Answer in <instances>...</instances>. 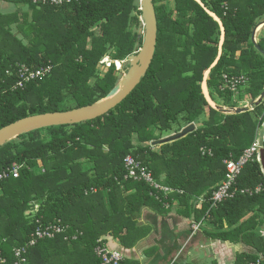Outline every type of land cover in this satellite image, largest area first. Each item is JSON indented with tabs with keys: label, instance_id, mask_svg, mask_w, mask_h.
<instances>
[{
	"label": "trees",
	"instance_id": "obj_1",
	"mask_svg": "<svg viewBox=\"0 0 264 264\" xmlns=\"http://www.w3.org/2000/svg\"><path fill=\"white\" fill-rule=\"evenodd\" d=\"M2 1L16 9L0 11V129L29 115L87 107L107 97L118 83L116 66L99 76L100 61L108 51L113 60H125L142 43L133 32L142 24L140 0ZM154 4L153 61L120 104L95 119L37 128L0 147V173L13 163L22 167L19 177L0 181V258L8 264H15L21 247L24 264H103L96 253L100 243L120 251L121 264H140L126 258L120 246L112 247L108 236L124 248L135 247L153 229L140 222L144 208L194 216L212 227L206 232L212 239L251 248L237 253L234 264L258 259L264 264L261 161L255 157L244 166L233 197L217 207L211 202L226 178L225 160H238L260 142L264 99L243 113L225 114L210 106L202 87L208 72L217 106L237 107L236 93L250 100L261 96L264 29L257 42L253 34L264 20V0ZM22 65L50 71L18 87ZM224 74L245 76L246 82L234 92ZM191 123L196 130L185 137L152 145ZM128 155L174 191L166 198L144 180H126ZM47 226L62 231L31 245L36 230ZM191 230L192 235L200 231L194 233L192 224Z\"/></svg>",
	"mask_w": 264,
	"mask_h": 264
},
{
	"label": "crops",
	"instance_id": "obj_2",
	"mask_svg": "<svg viewBox=\"0 0 264 264\" xmlns=\"http://www.w3.org/2000/svg\"><path fill=\"white\" fill-rule=\"evenodd\" d=\"M0 8L2 12H11L16 9L13 4L2 0H0ZM263 29L264 20L258 24L254 31V41L257 42ZM204 84L208 89L207 83L204 82ZM202 203V197L196 199L198 208L202 207ZM194 221V216L184 217L176 213L175 210L161 215L144 208L140 222L152 225L153 229L150 235L132 248L122 247L115 237L108 236V238L112 247L120 246L126 258L139 261L140 264H170L176 257H180L177 260L182 264H234L237 253L251 249L243 243L234 244L212 239L206 233L207 230H212V227L205 223L204 229L192 235L191 224ZM262 232L264 234V228H262Z\"/></svg>",
	"mask_w": 264,
	"mask_h": 264
},
{
	"label": "water",
	"instance_id": "obj_3",
	"mask_svg": "<svg viewBox=\"0 0 264 264\" xmlns=\"http://www.w3.org/2000/svg\"><path fill=\"white\" fill-rule=\"evenodd\" d=\"M140 5V9L142 11L141 18L145 26L143 44L138 53L131 54L128 57L130 61V67L126 75L121 80L120 84L115 86L107 95V97L103 99L109 98L112 95L113 97L108 102L103 103L100 106L96 105H98L102 99L87 107L70 109L66 111L33 114L18 119L0 129V147L17 138L20 134L35 130L37 128L61 124L80 123L103 116L120 104L137 87L141 80L146 76L151 66L156 52L158 40V20L154 0H140ZM254 35L255 32L253 34V38ZM257 48L259 49L260 47L257 46ZM120 85H122V89L118 90ZM263 99L264 91L257 100H252L247 106L238 108L216 106L215 108L225 114H238L251 109L254 105L260 104ZM194 130H196V125L195 123H191L179 132L158 140H154L152 145L157 146L176 141L185 137ZM259 140L261 165L264 171V125L261 129Z\"/></svg>",
	"mask_w": 264,
	"mask_h": 264
},
{
	"label": "built area",
	"instance_id": "obj_4",
	"mask_svg": "<svg viewBox=\"0 0 264 264\" xmlns=\"http://www.w3.org/2000/svg\"><path fill=\"white\" fill-rule=\"evenodd\" d=\"M61 2V0H58ZM104 57L100 61V65H104L107 67H110L112 63L116 64V68L118 70H121L123 60H114L113 62H108L105 60ZM50 71V67L44 69H36L31 70L28 66L22 65L20 67L19 73L20 77L18 82L16 83V86L18 87H24L25 84L28 82L43 77ZM224 82L226 84H229L230 89L234 92H237L238 86L243 85L246 82L245 76H228L227 74H224ZM208 149V148H207ZM206 148H202V151L204 153L209 152L211 153L212 150ZM258 161H261V155H260V144L259 142H255L253 145H251L249 148L245 150V152L241 155V157L238 160L234 159H226V178L223 180V182L219 185V187L213 191L211 202L213 207H217L221 202L226 200L227 198L233 197L235 195V191H231L234 184L237 182V178L241 174L244 166L249 162L254 160V158ZM125 168L126 172L124 174V178L127 179H135V180H144L150 184H152L156 189L157 193L162 192L165 197L167 198L169 193L173 192L174 189L165 185H162L158 183L153 176V173L151 170H149L146 166H144L140 161L136 160L135 157L132 155H128L125 158ZM21 165L17 163H13L12 166H10L8 169L4 170L0 173V181L5 180L11 176L17 178L20 175L21 171ZM256 191H260V187L256 189ZM242 192H251L249 190H242ZM166 206L168 207L169 204L167 203ZM203 226V222H197L194 221L192 223L193 232H197L201 230ZM62 228L58 226H47L43 229L38 228L36 232L33 234V239L31 240L30 244H35L37 241V238H42L44 236L53 237L56 233L61 232ZM101 242V240H99ZM26 253L25 247L18 248L16 250V257L18 260L15 262V264H24L26 262V258L23 256V254ZM97 255L102 259L103 264H121V262L124 260V255L116 250L111 248L110 246L103 245L100 243V245L96 248ZM177 260L174 259L171 264H174V262ZM0 264H8V261L6 258H0ZM250 264H263L261 259L255 260L251 262Z\"/></svg>",
	"mask_w": 264,
	"mask_h": 264
},
{
	"label": "rangeland",
	"instance_id": "obj_5",
	"mask_svg": "<svg viewBox=\"0 0 264 264\" xmlns=\"http://www.w3.org/2000/svg\"><path fill=\"white\" fill-rule=\"evenodd\" d=\"M25 10H28V7L26 6V9ZM0 11H2V9L0 8ZM141 21H142V18H141ZM18 32V31H17ZM133 32H137V34H138V37L140 38V40L142 39V43L140 44V43H138L137 44V47H136V50H135V52L134 53H138L139 52V50L141 49V47H142V44H143V38H144V34H145V26H144V23H143V21H142V24L140 25V27H138V28H134L133 29ZM20 35V34H19ZM223 40V39H222ZM221 40V41H222ZM257 40V39H256ZM112 52L113 51H108L107 52V54H106V56H104V57H107V58H105V60L106 61H108V62H113L114 60H113V58L111 57L112 56ZM103 59V58H102ZM124 62L122 63V68H121V70H117L116 69V75H117V80H118V83L116 84V86L117 85H119L120 84V82H121V79H123V77L126 75V73H127V71H128V69H129V67H130V61H129V59L128 58H126L125 60H123ZM113 64V63H112ZM115 66H116V64H115ZM106 67L107 66H105V64L104 65H101V68L99 67V70H98V72H99V76L101 75V76H103L104 75V72L109 68V67H107V69H106ZM208 76V72H207V74H206V77ZM205 77V78H206ZM207 79V78H206ZM206 79H205V81L204 82H206ZM205 86V84L203 83V85H202V87H203V93H204V95H205V97H206V99H207V101L209 102V104H210V106H212V107H216L217 106V103L216 102H214L213 100H212V98H211V96H210V93H209V90L207 89H205L204 90V87ZM208 97V98H207ZM235 98H236V100H237V102H238V106L237 107H235V108H238V107H244V106H247V105H249V102H250V99H249V97H246V96H244V97H242L241 95H240V97H239V95H238V93H236L235 94ZM210 99V100H209ZM212 100V101H211ZM249 100V101H248ZM226 108H231V107H226ZM208 115V114H207ZM207 115L205 116V117H207ZM202 121H203V118L201 119V120H199L198 122H197V125L199 126V125H201V123H202ZM175 133V132H174ZM174 133H171V134H174ZM171 134H168V135H165L164 137H167V136H169V135H171ZM163 137V138H164ZM35 212L34 211H31L30 212V214H34ZM156 249H158V248H156ZM156 249H154V250H156ZM179 256H181V255H179ZM177 258V257H176ZM177 259H180V257H178Z\"/></svg>",
	"mask_w": 264,
	"mask_h": 264
},
{
	"label": "bare ground",
	"instance_id": "obj_6",
	"mask_svg": "<svg viewBox=\"0 0 264 264\" xmlns=\"http://www.w3.org/2000/svg\"><path fill=\"white\" fill-rule=\"evenodd\" d=\"M121 80H122V79H121ZM204 87H205L204 90H205V89L207 90V87H206V86H204ZM120 89H122V85H120V87L118 88V90H120ZM112 97H113V95H112L111 97H109V98L102 99V100L98 103V105H96V106H100L101 104L108 102ZM207 98H208V97H207ZM209 100H210V99H209ZM211 101H212V100H211Z\"/></svg>",
	"mask_w": 264,
	"mask_h": 264
}]
</instances>
